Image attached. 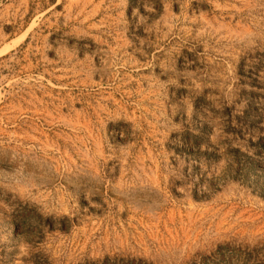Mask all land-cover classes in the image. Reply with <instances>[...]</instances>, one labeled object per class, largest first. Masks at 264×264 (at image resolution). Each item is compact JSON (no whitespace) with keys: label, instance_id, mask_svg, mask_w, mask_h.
<instances>
[{"label":"rangeland","instance_id":"rangeland-1","mask_svg":"<svg viewBox=\"0 0 264 264\" xmlns=\"http://www.w3.org/2000/svg\"><path fill=\"white\" fill-rule=\"evenodd\" d=\"M0 264H264V0H0Z\"/></svg>","mask_w":264,"mask_h":264}]
</instances>
